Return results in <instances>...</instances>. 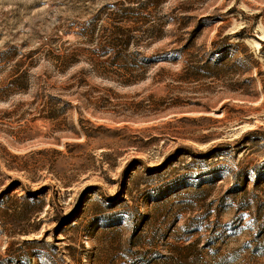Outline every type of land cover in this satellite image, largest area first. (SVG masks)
I'll list each match as a JSON object with an SVG mask.
<instances>
[{"label":"rangeland","instance_id":"374dc122","mask_svg":"<svg viewBox=\"0 0 264 264\" xmlns=\"http://www.w3.org/2000/svg\"><path fill=\"white\" fill-rule=\"evenodd\" d=\"M0 264H264V0H0Z\"/></svg>","mask_w":264,"mask_h":264},{"label":"trees","instance_id":"16d2710c","mask_svg":"<svg viewBox=\"0 0 264 264\" xmlns=\"http://www.w3.org/2000/svg\"><path fill=\"white\" fill-rule=\"evenodd\" d=\"M223 48H224V47H223ZM219 49H221V48H219ZM223 51H224V49H221V51H215V54H216V53H223ZM213 55H214V54H213ZM213 55H212V56H213ZM212 56H211V57H212ZM227 57H228L227 53L224 52V53L222 54V56H219V57L217 58V60H218V62H222V61H224Z\"/></svg>","mask_w":264,"mask_h":264}]
</instances>
